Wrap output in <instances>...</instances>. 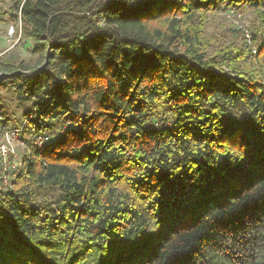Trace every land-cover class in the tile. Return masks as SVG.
Returning a JSON list of instances; mask_svg holds the SVG:
<instances>
[{
	"label": "trees",
	"instance_id": "trees-1",
	"mask_svg": "<svg viewBox=\"0 0 264 264\" xmlns=\"http://www.w3.org/2000/svg\"><path fill=\"white\" fill-rule=\"evenodd\" d=\"M2 1L42 61L0 76L30 105L0 264H264V0ZM222 7L254 47L209 52Z\"/></svg>",
	"mask_w": 264,
	"mask_h": 264
},
{
	"label": "rangeland",
	"instance_id": "rangeland-1",
	"mask_svg": "<svg viewBox=\"0 0 264 264\" xmlns=\"http://www.w3.org/2000/svg\"><path fill=\"white\" fill-rule=\"evenodd\" d=\"M11 9L12 4L10 2L0 0V76L4 74L3 67L5 65H22L34 68L42 61V57L33 52V43L22 35L20 22L7 16V14L14 15ZM262 11L264 12V7ZM258 27V19L254 11L247 10L241 14L235 9L222 7L218 11L206 15L203 39L210 45L208 48L209 52L229 45L233 48H242L245 45L254 47L251 41L252 32ZM247 34L249 35V39L246 37ZM251 54L252 57H257V53L252 52ZM241 65L249 69H260L257 60L251 57L247 58ZM0 101L1 142L5 133L15 127V124L11 120L14 119L13 121L22 123L30 105L21 103L14 94L5 90H0ZM65 127H68V125ZM15 148L17 158L10 157L3 166L1 165L6 168L10 182H12L20 170V167H15L17 164L16 160L22 161L24 155L28 153L27 143L23 135L18 139ZM2 167H0V176L2 174ZM33 193L37 203L58 196L57 190L44 187L34 189Z\"/></svg>",
	"mask_w": 264,
	"mask_h": 264
},
{
	"label": "built area",
	"instance_id": "built-area-1",
	"mask_svg": "<svg viewBox=\"0 0 264 264\" xmlns=\"http://www.w3.org/2000/svg\"><path fill=\"white\" fill-rule=\"evenodd\" d=\"M246 37L249 39V35L247 34ZM32 116H29L28 119H31ZM24 125H22L21 128H14L12 130H9L5 133L2 141L0 142V167H2L6 161L12 157L17 158V152L15 148V144L18 142V139L22 135ZM47 142V139L44 137H38L33 141L34 147H43L45 143ZM27 147V152H28ZM16 160V159H14ZM17 164L15 167H22V161L16 160ZM15 161V162H16ZM2 165V166H1ZM0 183L2 185V188L5 192H9L11 190V182L8 177V172L6 171V168L2 167V174L0 176Z\"/></svg>",
	"mask_w": 264,
	"mask_h": 264
}]
</instances>
